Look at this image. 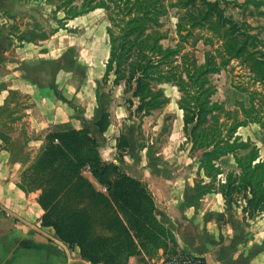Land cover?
<instances>
[{"label":"rangeland","instance_id":"obj_1","mask_svg":"<svg viewBox=\"0 0 264 264\" xmlns=\"http://www.w3.org/2000/svg\"><path fill=\"white\" fill-rule=\"evenodd\" d=\"M13 1L0 0V5L9 8ZM25 1L30 3L32 15L35 14L27 19L25 27L23 20L20 23L16 18L18 11L11 7L12 20L6 24L0 22V80L4 87L10 85L6 99L2 102L0 98V134L10 139L1 144L9 153L8 161L17 177L23 171L31 173L30 166L44 147L48 132L56 128L55 124H68L88 131L103 162L115 164L119 170L145 183L162 213L169 212L171 217L179 218L189 209L190 216L215 218L223 227L230 228L227 222L235 225L245 240L252 236L254 227L257 231L260 225L264 230V212L250 215L243 209L246 199L242 193L250 196L249 191L233 189L240 171L233 157L226 155L215 160V170L199 164L204 148L194 144L190 126L184 127V111L178 105L182 93L175 83L152 81V86L163 90L168 100L145 114L136 110L138 100L130 88L125 90V81L115 83V74L105 73L110 49L106 28L111 22L103 8L83 11V0ZM95 1L98 0L88 1L84 7ZM155 1L160 11L155 13L158 23L154 28L163 35L160 40L163 47L174 46L185 35L182 51H189L190 57L195 56L199 63L205 62L207 55L217 64L228 59L219 71L208 74L213 89L211 101L232 112L228 119L219 111L221 120L229 124L235 117L245 119L241 110L245 107L253 111L252 118L264 122V80L257 79L250 66L251 59H244L245 53L229 57L226 43L231 39L210 23L216 16L206 20L204 27L191 28L187 13L193 4L185 7L186 0ZM210 1H215L212 13L220 10L225 20L232 19L236 37L249 35L247 50L264 61V0ZM195 5L202 10L207 7L202 0H197ZM0 14L5 16L6 12ZM114 16L121 21L120 13L115 12ZM112 28L119 34L117 26ZM195 36L199 38L192 46ZM22 39L37 46H28ZM177 61L167 60L163 66L169 68ZM253 64L257 70L264 69V64ZM23 84L38 87L43 107L40 111L33 109L29 93L16 88ZM51 103L53 118L68 120L45 122L43 110L51 109ZM104 112L108 113L107 127L101 131L96 123ZM250 119L236 134L243 141L251 139L261 149L264 127ZM225 131L222 129V134ZM121 136L126 144L120 141ZM247 151L240 149L238 156L243 157ZM228 172H232V181L226 186ZM86 174L94 180L89 172ZM223 190L230 194L223 196ZM36 191L39 195L40 190L30 192ZM218 208L223 212L215 215L213 211ZM163 244L157 247L150 244L137 255L141 264H159L174 250L183 249L178 242L172 248V242L168 241L169 250L165 251Z\"/></svg>","mask_w":264,"mask_h":264},{"label":"trees","instance_id":"obj_2","mask_svg":"<svg viewBox=\"0 0 264 264\" xmlns=\"http://www.w3.org/2000/svg\"><path fill=\"white\" fill-rule=\"evenodd\" d=\"M88 1L91 0L82 1L81 10L101 7L111 22L106 28L110 49L105 73L112 71L115 83L125 81V90L130 88L138 100L136 110L145 114L168 100L163 90L152 86V81L175 83L182 93L178 105L184 111V127L190 126L194 144L204 148L199 164L215 170V160L231 155L240 169L236 176L239 181L233 189L248 190L251 194L242 193L246 199L243 209L250 215L263 213L264 161L259 156V146L251 139L243 141L236 132L250 117L249 121L261 126L264 122L256 121L251 115L253 111L243 107L245 119L235 117L227 124L221 120L219 111L228 119L232 112L210 98L213 89L208 74L219 71L228 59L217 64L207 55L205 62L199 63L195 56L190 57L189 51H182L185 35L174 46L163 47L160 43L163 35L154 28L158 23L155 13L160 11L155 0H98L84 7ZM202 1L207 4L204 10L196 8L197 0L183 3L185 7L194 6L187 13L191 28L204 27L206 20L215 15L210 23L231 39L226 43L229 57L245 53L244 59H251L250 66L257 79L264 80V69L257 70L253 64L264 61L246 48L249 35L238 39L232 19L225 20L220 10L212 13L215 1ZM115 12L122 15L121 21L115 18ZM114 26L119 34L113 31ZM198 38L194 37L192 46ZM167 60L177 62L165 68L163 63ZM107 117L108 113L104 112L97 121L99 130L106 129ZM55 127L46 135L44 147L30 166L31 173L23 171L17 183L26 193L40 190L37 200L43 209L41 224L53 227L59 239L70 247L77 246L80 256L92 263L127 264L130 256L141 254L150 244L157 247L164 243L165 251L169 250L168 241L172 242V248L177 246L172 231L157 217L153 196L145 183L119 170L115 164L103 162L96 141L87 130L68 124H55ZM222 129L226 130L224 134ZM122 137L120 141L126 144ZM0 139L8 143L10 137L0 134ZM240 149H248L243 157L238 156ZM231 181L232 172H228L226 186ZM221 193L226 197L230 191Z\"/></svg>","mask_w":264,"mask_h":264},{"label":"crops","instance_id":"obj_3","mask_svg":"<svg viewBox=\"0 0 264 264\" xmlns=\"http://www.w3.org/2000/svg\"><path fill=\"white\" fill-rule=\"evenodd\" d=\"M28 6L30 3L25 0H14L10 6L18 11L16 18L23 20V27L27 19L35 17ZM10 7L0 5V13L6 12L5 16H0V22L12 20ZM24 44L37 46L26 41ZM0 82L3 102L10 85L4 87L2 79ZM16 88L32 96L33 109L40 111L43 108L38 87L23 84ZM43 112L45 122L68 120L56 121L53 118V103L51 109H44ZM1 143L0 139V264H103L83 259L77 246L70 247L58 238L53 227L41 224L43 209L37 200L38 191L26 193L17 185L20 178L12 172L9 153ZM259 156L264 159V145L261 149L259 147ZM156 206L157 217L172 231L176 242L183 249L205 257L207 264H264V230L260 229V225L257 231L254 227L252 236L245 240L240 228L228 222L230 228L221 226L215 218L205 220L199 215L190 216L189 209L184 210V215L179 218L171 217L169 212L162 213L158 204ZM213 212L218 215L223 209L218 208ZM127 264H141V261L137 255H133Z\"/></svg>","mask_w":264,"mask_h":264},{"label":"built area","instance_id":"obj_4","mask_svg":"<svg viewBox=\"0 0 264 264\" xmlns=\"http://www.w3.org/2000/svg\"><path fill=\"white\" fill-rule=\"evenodd\" d=\"M103 191H106L105 186H101ZM159 264H207L205 257L202 255L180 249L172 252L167 257H164Z\"/></svg>","mask_w":264,"mask_h":264}]
</instances>
